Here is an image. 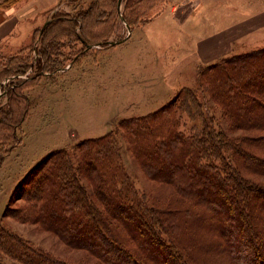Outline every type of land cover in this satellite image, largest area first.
I'll use <instances>...</instances> for the list:
<instances>
[{
	"label": "trees",
	"instance_id": "obj_1",
	"mask_svg": "<svg viewBox=\"0 0 264 264\" xmlns=\"http://www.w3.org/2000/svg\"><path fill=\"white\" fill-rule=\"evenodd\" d=\"M114 1L94 0L80 14L52 15L40 29V42L46 37L47 43L34 48L30 62L0 69L2 91L11 90L9 109L0 106V123L16 129L26 111L13 119L12 101L30 103L4 80L28 66L43 70L56 62L52 51L64 22L86 42L93 29L105 31L102 4ZM118 16L133 29L124 12ZM181 95L185 100L177 97L119 121L140 166L177 189L180 197L170 205L136 197L122 163L121 132L114 130L89 138L80 151L60 149L43 157L25 178L27 202L18 219L53 229L70 246L95 255V264H264V156L253 152L264 151V46L199 67L195 87L181 89ZM188 106H195L201 122L186 134L180 124ZM0 264L74 263L0 222Z\"/></svg>",
	"mask_w": 264,
	"mask_h": 264
},
{
	"label": "rangeland",
	"instance_id": "obj_2",
	"mask_svg": "<svg viewBox=\"0 0 264 264\" xmlns=\"http://www.w3.org/2000/svg\"><path fill=\"white\" fill-rule=\"evenodd\" d=\"M93 1L59 0L36 24L22 25L9 45L0 49V69L15 62H30L34 48L47 43L46 37L40 42V29L52 15L84 12ZM115 1L102 4L107 12L105 31L93 29L86 42L64 22L60 25V45L52 51L56 62L43 70L28 66L26 72L4 80L9 88L14 84L28 96L30 103L27 105L23 99L12 101L13 119L18 120L26 111L16 129L0 123V222L74 264H95L97 258L89 251L70 246L53 229L16 216L27 202L22 186L26 187L24 181L32 168L52 151H80L89 138L115 130L121 132L118 136L122 163L134 183L136 197L145 196L161 205L175 201L180 197L177 189L150 177L134 158L123 137L127 128L120 127L119 121L146 115L177 97L185 100L184 95L179 96L180 90L195 87L199 67L264 46V24L254 31L247 28L264 22L263 11L259 12L264 0H214V6L224 5L217 9L209 6L207 0H120L118 6ZM119 11L131 19L132 30L119 20ZM236 20L238 23L229 27ZM201 21L206 22L210 32L216 25L222 30L210 36L201 33L196 40L192 34L202 25ZM50 30L46 35L53 32ZM80 34L86 37L84 29ZM215 55L218 56L212 61L203 59ZM2 86L1 80L0 106L4 105L6 111L11 90L8 97ZM214 107L219 109L222 105L215 103ZM188 108L183 111L180 124L186 134L193 123L201 122L195 106ZM253 152L264 156V151ZM83 181L87 183L84 177ZM49 219L52 220L50 216Z\"/></svg>",
	"mask_w": 264,
	"mask_h": 264
},
{
	"label": "crops",
	"instance_id": "obj_3",
	"mask_svg": "<svg viewBox=\"0 0 264 264\" xmlns=\"http://www.w3.org/2000/svg\"><path fill=\"white\" fill-rule=\"evenodd\" d=\"M58 1L59 0H23L20 3H17V2L8 3L7 0H0V49L9 45V41H12V37L16 36V34L20 31V28L22 25L26 23L36 24L37 20H40L43 17V15L46 12H48L49 8L52 5L56 4ZM215 2L217 1L207 0V3H209V6H211L213 9L224 7V5L214 6L212 3H215ZM255 9H257V7L254 8V10ZM259 12H262V14H264V6H262ZM231 20H234V19L232 18ZM201 22H202V25L197 26V28L195 29V32L192 34L196 36V40L202 34H204L205 36L207 35L210 36L212 32L216 33L222 30L220 29L221 28L220 25H216L213 28L214 30L210 32V29L208 25H206V22L205 23L203 21ZM237 23H238V20L232 21L229 27ZM253 23L254 25H256V22H253ZM263 24L264 22L260 23L256 27H247V28L249 30L254 28L252 30L254 31L259 26L263 27ZM226 28L228 27H225L223 29H226ZM233 39H230V41L231 40L233 41ZM230 41H229V44H230ZM217 56L218 55H215L212 57L211 56L203 57V59L206 61L208 60L212 61V59L217 58Z\"/></svg>",
	"mask_w": 264,
	"mask_h": 264
},
{
	"label": "water",
	"instance_id": "obj_4",
	"mask_svg": "<svg viewBox=\"0 0 264 264\" xmlns=\"http://www.w3.org/2000/svg\"><path fill=\"white\" fill-rule=\"evenodd\" d=\"M122 20H124V18L122 17ZM125 22V21H124ZM128 27V25H126Z\"/></svg>",
	"mask_w": 264,
	"mask_h": 264
}]
</instances>
